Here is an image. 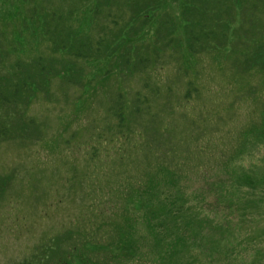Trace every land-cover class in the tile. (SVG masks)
<instances>
[{"label":"rangeland","instance_id":"374dc122","mask_svg":"<svg viewBox=\"0 0 264 264\" xmlns=\"http://www.w3.org/2000/svg\"><path fill=\"white\" fill-rule=\"evenodd\" d=\"M130 1L0 0L1 49L30 21L2 71L18 60L24 70L40 58L64 64L44 34L96 39L109 28L105 58L73 60L80 82L52 74L33 92L22 120L34 136L0 142V264H165L158 254L181 232L199 241L175 263L189 254L212 264L204 250L214 232L223 250L215 264H264V213L239 207L244 197L257 201L250 179H264V68L254 59L264 47V0H143L149 14L138 18L151 22L149 35L127 38ZM191 11L224 40L191 45ZM36 19L48 25L33 32ZM124 44L149 60L125 66ZM118 102L127 121L119 133Z\"/></svg>","mask_w":264,"mask_h":264},{"label":"trees","instance_id":"16d2710c","mask_svg":"<svg viewBox=\"0 0 264 264\" xmlns=\"http://www.w3.org/2000/svg\"><path fill=\"white\" fill-rule=\"evenodd\" d=\"M140 1L143 0H131V6L130 9H133V15L132 17H135L133 20V26L134 28H129V31L126 30V25L123 24L121 26V30L123 29V31L125 33H123L127 38L129 35V32L131 34L132 30L135 32H137V34L141 33L142 31V35L144 34L145 36H147V34L149 35L148 31L145 29L151 22L148 20H145V18H138V16L143 13L142 15L145 14H149V11H145L143 8V6L147 5L145 4L146 2L141 3ZM160 0H155V3L158 2ZM99 2L101 4H103L104 2L107 4H109L111 2V0H99ZM154 3V1H153ZM113 3L111 2L110 5H112ZM210 9V8H209ZM151 10V9H148ZM194 10V14L195 13H199L201 14L202 11L198 10V9H193ZM204 13V10H203ZM217 14L212 16L215 17L213 19V21L216 20V26L218 25V19H220V14L223 13L222 9H218ZM193 14V12L191 11V14L188 15V18L186 19L187 21V25H186V31L188 33L189 36V40L190 43L192 45V42H198L201 41L200 43L204 42L206 43L210 38L213 40H220L223 41L224 40V34L222 33H216L215 29H209L207 28V26L204 24L203 26L196 24L194 17H192L191 15ZM192 17V18H191ZM173 19L170 20V18L168 20H162V22H164L165 27H162V29H157V32H155L152 36V42H153V46H157L159 43L163 42L162 40V34L166 37L167 33L170 29H167L166 24H171L170 22H172ZM194 20V22H193ZM35 26H34V30L33 32H36L37 29L39 27H46L48 24L46 22V19L42 20V19H36L35 20ZM30 21H28L29 23ZM56 22V20H55ZM176 22V21H175ZM24 26L22 27V29L18 30V33H13V37L11 39L10 42V48L7 50L5 48L1 49L0 48V59L1 61H3L4 56L7 58V56H9L10 54L13 53H20V49H17V44L22 43L23 39V32L26 29H29V26L27 22H24ZM32 23H33V19H32ZM47 24V25H46ZM173 24V23H172ZM194 24V25H192ZM193 27H199L198 29H195L194 33H193ZM145 29V30H144ZM16 31V29H15ZM163 31V33H162ZM171 31V30H170ZM109 28L108 26H104L100 31H99V36L95 39L89 36L86 37H81L79 38V40H75V35L76 32L74 30H68V31H64V35H60L59 31L57 30L54 34H44L47 38L51 39V43H52V47L54 51H58L56 53H60L61 56H63V60L64 64L60 63L58 60L54 59L52 60V63L50 61H46V59H38L35 62H29V64L27 66H29L28 69L24 70L22 65L19 63V60L11 63V65L9 66V68H5V71H2L0 69V142L1 141H6V140H12V139H23V138H32L31 136V132L30 131V124H24V120H22L23 117V108L26 106V104L29 102L30 97L33 95V92L37 89H41L42 87H44V85H47V80H49L50 75L55 74L58 78L61 79H66L68 81L71 82H80L78 81V79L80 78V76L82 74H78L77 70L73 69L74 68V61L73 60H77V59H88L89 61H94V60H99L101 57H103L105 55V53L107 52V48H106V39L109 36ZM136 34V33H135ZM169 34V33H168ZM198 35V36H197ZM122 36V35H121ZM143 36V37H145ZM135 38V37H133ZM206 39V40H204ZM216 42V41H215ZM129 43V42H128ZM217 44H219L218 42H216ZM151 45V44H150ZM206 45V44H205ZM166 46H170L169 42H165L163 43V45H161V48ZM130 47V46H129ZM125 46V44L123 45V47L120 48H125L126 49V53L124 56V65L128 66V64H132L134 62L135 59H138L136 64L139 65H143V60H149L147 59V57H138L135 54L137 52H132L133 49L130 47ZM164 49V48H163ZM12 52V53H10ZM22 52V51H21ZM155 53L156 49H155ZM112 54V52L110 53ZM107 55V54H106ZM135 55V57H134ZM17 56H22V55H17ZM254 59L258 62L259 66H261L263 64V68H264V47L260 48L259 50H257L254 54ZM71 64V65H70ZM128 69V68H126ZM7 71V72H6ZM27 73V74H26ZM31 73V74H30ZM29 74V77H28ZM264 94V93H263ZM121 102H118V104L115 105V108H118L119 110V129H118V133L121 131V128H125L126 124V118L124 115V112L121 110H123V108H121ZM117 111V110H115ZM264 117V114H263ZM124 125V126H123ZM261 127V126H260ZM129 128V126H128ZM127 130V128H125ZM130 129V128H129ZM124 130V129H122ZM264 133V126L263 128H261V133L259 135H263ZM29 138V139H30ZM3 180L5 181L6 179L3 178ZM249 179H247L246 181H248ZM250 183L246 184L247 187L250 188V191H254V189H257V201L254 200H247L245 197L242 199V203L239 206L242 211L247 212V213H251L253 214L254 208L257 209V212L259 214H263L264 213V191H263V186H264V179H259V180H252L250 179ZM242 183H244V180H240V184L239 185H234L231 184L230 187H234V188H239L241 187ZM251 183H253V186L251 185ZM245 186V185H243ZM247 206H243L242 204L247 203ZM254 203L255 205L254 208L252 206V204ZM252 209V210H251ZM249 215V214H247ZM255 216V215H254ZM147 220L148 222H150V220L154 218H152L150 215L147 216ZM201 230V229H200ZM185 232H188L187 230ZM189 233V232H188ZM215 236L216 238H220L217 234H215L214 232L209 235L208 237L211 239V244L212 245H206L207 250L211 251V252H205V254L207 256H211V263L215 264L216 263V258L214 257V253L216 252L217 254H219L221 251L220 250V242L213 238V236ZM227 238H229V234H227ZM260 235H264L262 232H260ZM226 238V239H227ZM198 241L199 240H194L193 242L189 243V242H185L182 240V232L179 233V235H177V238L172 240L170 242L171 248L163 253L159 252V256L164 257V261L165 264H195V261L190 260V256L189 254H187L185 256L184 261H180L178 263H175V257L178 253V251H180L182 248H197L198 246ZM216 246H215V245ZM107 246H114L115 249L117 247L116 243H110L106 244ZM156 246V244H154ZM94 247H92V250L95 251L97 250V246L93 245ZM130 246V245H129ZM88 251H89V247ZM190 248V249H191ZM119 249H117L118 251ZM154 251H157V249H154ZM119 252V251H118ZM121 252V250H120ZM128 252L131 253L130 256L132 257V253L136 252V248H133L132 246H130L128 248ZM222 253V252H221ZM181 254V252H180ZM236 258L237 255L235 253H231L230 256L228 258ZM261 257V253H259L258 255V259ZM179 258V257H178ZM178 258H176L178 260ZM160 259V258H159ZM21 264V263H20ZM27 264V263H26ZM31 264V263H30ZM83 264V263H82ZM258 264V263H257Z\"/></svg>","mask_w":264,"mask_h":264}]
</instances>
